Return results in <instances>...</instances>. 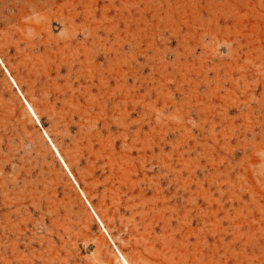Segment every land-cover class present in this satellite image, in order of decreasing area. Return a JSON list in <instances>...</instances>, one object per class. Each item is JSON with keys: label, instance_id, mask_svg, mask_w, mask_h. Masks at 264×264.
I'll return each instance as SVG.
<instances>
[{"label": "rangeland", "instance_id": "374dc122", "mask_svg": "<svg viewBox=\"0 0 264 264\" xmlns=\"http://www.w3.org/2000/svg\"><path fill=\"white\" fill-rule=\"evenodd\" d=\"M0 264H264V0H0Z\"/></svg>", "mask_w": 264, "mask_h": 264}, {"label": "bare ground", "instance_id": "6f19581e", "mask_svg": "<svg viewBox=\"0 0 264 264\" xmlns=\"http://www.w3.org/2000/svg\"><path fill=\"white\" fill-rule=\"evenodd\" d=\"M29 106V105H28ZM29 108H30V110L33 112V110H32V108L29 106ZM54 149L56 150V148L54 147ZM56 152H57V150H56ZM58 153V152H57ZM59 155V154H58ZM59 157H60V155H59ZM60 159L62 160V158L60 157ZM62 162H63V160H62ZM63 164L65 165V163L63 162ZM65 167H66V165H65Z\"/></svg>", "mask_w": 264, "mask_h": 264}]
</instances>
